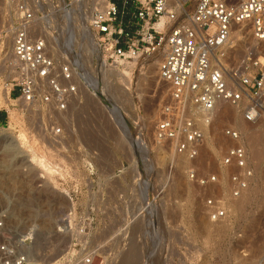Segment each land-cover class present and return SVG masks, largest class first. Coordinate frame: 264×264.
Listing matches in <instances>:
<instances>
[{
  "label": "rangeland",
  "instance_id": "1",
  "mask_svg": "<svg viewBox=\"0 0 264 264\" xmlns=\"http://www.w3.org/2000/svg\"><path fill=\"white\" fill-rule=\"evenodd\" d=\"M27 1L36 18L42 17L40 26L52 32L58 55L100 86L97 94L80 89L63 112L23 105L16 93L9 96L12 102L3 101L10 87L6 63L13 11L6 0H0V114L6 115L5 120L0 117V221L5 236L23 239L31 233L28 245L23 244L28 263H60L70 239V234L59 232L62 219L75 207L77 215L94 217L91 242L99 248L97 264H119L128 243L134 245L135 264H264V111L255 123H246L234 107L222 105L223 112L194 162L198 174L217 173L219 183L201 186L189 179L184 157H176L174 168L169 169L172 148L154 137L159 112L169 99L168 85L158 76L159 55L101 66L102 58L94 45L89 46L85 31H91L90 19L104 5L102 0ZM64 7L70 8L67 18ZM236 29L243 34L233 39L228 65L235 64L248 47H258L264 56V41L256 43L249 27L236 24L232 32ZM214 30L210 26L206 32ZM225 126L241 129L254 167L251 185L238 198L229 192L230 170L219 164L228 143L222 135ZM53 127L60 128L59 136L53 135ZM207 142L213 150H208ZM45 165L52 172H43ZM151 175L150 186H144V178ZM137 179L140 186L134 185ZM143 189L156 198L155 237L149 235L141 215L126 232L121 231L125 218L140 212ZM118 196L126 202H118V217L110 221ZM209 198L224 202L223 219L209 217L205 204ZM89 221L76 222L85 227ZM36 241L39 246L31 250Z\"/></svg>",
  "mask_w": 264,
  "mask_h": 264
},
{
  "label": "built area",
  "instance_id": "2",
  "mask_svg": "<svg viewBox=\"0 0 264 264\" xmlns=\"http://www.w3.org/2000/svg\"><path fill=\"white\" fill-rule=\"evenodd\" d=\"M6 2L13 11L8 27V97L16 93L23 105L66 111L80 89L87 86L88 75L79 73L70 61L58 55L53 35L52 44L38 36L42 17L36 18L27 0ZM236 24L249 27L256 43L263 42L264 0H104L90 20L101 66L159 55L158 76L168 85L169 99L159 112L154 137L172 148L169 169L174 168L176 157H184L189 179L201 186L219 183L217 173L198 174L194 163L217 107H234L246 123H255L264 111V56L258 47L246 48L235 64L226 63L233 50L229 46ZM210 26L215 27L212 34L206 32ZM52 129L54 136L61 134L59 127ZM222 135L228 143L219 164L230 170L229 192L238 198L251 185L254 167L241 129L225 126ZM152 176L144 178V186H150ZM138 181L135 186H140ZM151 198L143 189V206L139 213L125 218L123 233L141 215L149 235L155 237L156 198ZM120 201L126 202L121 196L113 200L110 221L118 217L115 207ZM205 204L213 221L226 216L221 199L209 198ZM80 218L90 221L78 227L76 221ZM93 219L77 215L75 207L65 214L59 232L70 234V239L63 246L59 264H97L99 248L91 242L96 232L92 229ZM4 229L0 221V264H30L23 251L25 237L5 236ZM29 236L31 233L26 235V242Z\"/></svg>",
  "mask_w": 264,
  "mask_h": 264
},
{
  "label": "bare ground",
  "instance_id": "3",
  "mask_svg": "<svg viewBox=\"0 0 264 264\" xmlns=\"http://www.w3.org/2000/svg\"><path fill=\"white\" fill-rule=\"evenodd\" d=\"M103 1V4H104V0H102ZM193 1H195V0H193ZM64 10L66 11L65 13V15H66V18H67V16L70 14L69 12H70V8H68V7H64ZM85 15V14H84ZM91 20V19H90ZM70 24V23H69ZM67 25V24H66ZM57 26H58V29L60 30H63L62 29V27L59 25V24H57ZM72 27V26H71ZM80 27V26H79ZM78 27V28H79ZM85 27V26H84ZM240 27V26H239ZM69 28V27H68ZM74 28V27H73ZM86 28V27H85ZM81 29V28H80ZM68 30H70V29H68ZM72 30H74V29H72ZM71 32H73V31H71ZM86 33V36H87V38L89 39V46L91 45H94V49L96 50V43L94 42V35H93V33H92V31H90V30H88V29H86V31H85ZM243 31H242V29H236L234 32H232L231 31V44H230V48H234V46H235V44H234V46H233V39H238L237 37H239L241 34H243L242 33ZM84 34V33H83ZM82 34V35H83ZM38 36H40L41 38H43L47 43H49V44H52V39H51V36H52V32L50 31V30H48V28L47 27H42V28H39V30H38ZM85 37V36H84ZM238 47V46H237ZM246 47V46H245ZM243 48V47H242ZM239 50V49H238ZM237 50V51H238ZM123 71V70H122ZM113 74V73H112ZM115 74V73H114ZM123 74H125V76H127L128 77V73L127 72H123ZM117 75L118 76H120L121 78H122V80L123 81H125V83H127V79H125L123 76L124 75H122V73H117ZM106 80H107V78H106ZM89 83H87V86H86V88H84V89H87L88 91H91L92 93H95V94H97V92H99L100 91V86H99V83L96 81V80H94V79H92V82L90 83V81H88ZM6 93H7V91H6ZM1 96V95H0ZM5 98V100H3V101H5L6 103H10V102H12L11 101V99L6 95V97H4ZM16 100H18V99H16ZM2 102V101H1ZM1 102H0V104H1ZM4 102V103H5ZM22 104H24V103H22ZM4 105V104H3ZM114 109V108H113ZM116 112V111H115ZM220 112V113H219ZM221 112H223V110H222V106L220 105V106H218L217 107V109H216V112H215V116H214V121H216L219 117H220V114H221ZM152 117H153V115H152V112H148V119L150 120V119H152ZM213 121V122H214ZM128 126H129V129H131L132 131H133V134L135 135H137V133L138 132H136V131H134L132 128H131V126L128 124ZM212 126H213V123L210 125V126H208L207 127V129H206V135L208 136L209 134H210V132H211V128H212ZM127 133L128 132H126V135H127ZM126 137H129V136H126ZM134 137V136H133ZM122 139V138H121ZM121 141V140H120ZM121 142H123V139H122V141ZM123 144V143H122ZM211 145V147H208V150H213V148H212V143L211 142H207L206 143V145ZM121 148H123V147H121ZM125 148V147H124ZM159 149V151H160V153H161V150H163L162 148H161V146L160 147H158ZM143 151V150H142ZM158 151V152H159ZM146 152V151H145ZM31 154H34V153H31ZM257 154V153H256ZM34 155H36V154H34ZM33 155V156H34ZM141 155H143V154H141ZM32 156V155H31ZM259 156V155H258ZM179 157H181L182 158V156H179ZM178 157V158H179ZM143 158V157H142ZM160 158V157H159ZM180 159V158H179ZM33 160H37V159H33ZM178 160V159H177ZM182 160V159H181ZM38 161V160H37ZM40 161V160H39ZM159 161H160V159H159ZM179 162H180V160H178ZM177 161V162H178ZM183 161H185V160H183ZM43 163V160L42 161H40L39 163L40 164H42ZM44 162H46V161H44ZM176 162V163H177ZM178 162V163H179ZM182 162V161H181ZM38 163V162H37ZM50 163V162H49ZM46 164V163H45ZM180 164L181 163H179L178 165L180 166ZM182 166V165H181ZM180 166V167H181ZM183 167V166H182ZM41 168H43V172L45 171H47V173L48 172H50V166H44V167H41ZM176 168H177V165H176ZM50 169V170H49ZM178 170V169H177ZM51 172H52V170H51ZM225 174V173H224ZM49 176H50V174H49ZM48 176V177H49ZM51 178V177H50ZM178 179V178H177ZM226 179V178H225ZM178 181V180H177ZM177 181H176V184H177ZM225 181V180H224ZM226 182V181H225ZM227 183V182H226ZM184 184V183H183ZM177 185H179V181H178V184ZM183 186V185H182ZM54 188V187H53ZM177 188V187H176ZM54 193V192H53ZM51 194V193H50ZM52 195V194H51ZM54 197V196H53ZM61 202H63V201H61ZM65 202V201H64ZM179 206V205H178ZM62 207V206H61ZM232 207H235V205H233L232 204ZM61 210V209H60ZM202 216V215H201ZM199 217V216H198ZM202 218V217H201ZM200 222H202V220H199ZM201 225V224H200ZM203 226V225H202ZM33 229H36L35 227L33 228ZM35 231V230H34ZM36 231H37V229H36ZM33 234V233H32ZM40 234H41V232H40ZM25 236V235H24ZM26 239H27V237L25 236V242L23 243V244H25V246H26V244L28 243V242H26ZM128 245H129V247H127L128 249H126V251L124 250V252L123 253H125V254H122L123 255V257L121 258L120 257V259L119 260H121L120 261V263L119 264H135L134 262H135V259H137L136 258V256H135V250H133L134 249V245L132 246V244H129L128 243ZM127 245V246H128ZM131 245V246H130ZM39 246V242L38 241H36L34 244H33V246L31 247V250H34V249H36V247H38ZM133 247V248H132ZM27 248V247H26ZM30 249L28 250V251H31ZM135 253V254H134ZM137 255V254H136ZM52 260V259H51ZM44 263V262H43Z\"/></svg>",
  "mask_w": 264,
  "mask_h": 264
},
{
  "label": "trees",
  "instance_id": "4",
  "mask_svg": "<svg viewBox=\"0 0 264 264\" xmlns=\"http://www.w3.org/2000/svg\"><path fill=\"white\" fill-rule=\"evenodd\" d=\"M1 116L5 119V115H4V114H0V117H1Z\"/></svg>",
  "mask_w": 264,
  "mask_h": 264
}]
</instances>
